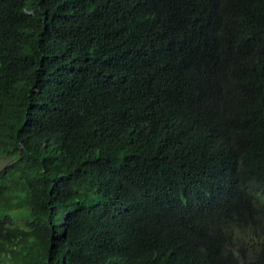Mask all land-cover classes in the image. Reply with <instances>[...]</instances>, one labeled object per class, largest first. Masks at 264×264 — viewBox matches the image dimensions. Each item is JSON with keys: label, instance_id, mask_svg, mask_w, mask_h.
<instances>
[{"label": "trees", "instance_id": "obj_1", "mask_svg": "<svg viewBox=\"0 0 264 264\" xmlns=\"http://www.w3.org/2000/svg\"><path fill=\"white\" fill-rule=\"evenodd\" d=\"M0 264H264V0H0Z\"/></svg>", "mask_w": 264, "mask_h": 264}]
</instances>
